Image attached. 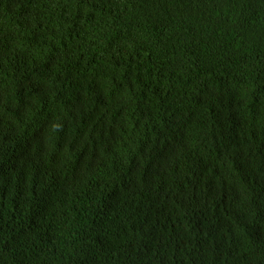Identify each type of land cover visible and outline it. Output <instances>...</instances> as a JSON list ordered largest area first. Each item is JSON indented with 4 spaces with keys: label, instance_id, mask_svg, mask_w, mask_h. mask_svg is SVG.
<instances>
[{
    "label": "trees",
    "instance_id": "obj_1",
    "mask_svg": "<svg viewBox=\"0 0 264 264\" xmlns=\"http://www.w3.org/2000/svg\"><path fill=\"white\" fill-rule=\"evenodd\" d=\"M0 264H264V0H0Z\"/></svg>",
    "mask_w": 264,
    "mask_h": 264
},
{
    "label": "bare ground",
    "instance_id": "obj_2",
    "mask_svg": "<svg viewBox=\"0 0 264 264\" xmlns=\"http://www.w3.org/2000/svg\"><path fill=\"white\" fill-rule=\"evenodd\" d=\"M87 74H88V73H87ZM89 75H90V73H89ZM89 75H88V76H89ZM86 80H87V79H86ZM83 82H84V81H83ZM83 82H82V83H83ZM88 82H89V80H88ZM90 82H91V81H90ZM85 83H86V81H85ZM88 84H89V83H88ZM82 85H83V84H82ZM82 85H81V86H82ZM84 85H85V84H84ZM86 85H87V84H86ZM65 88L67 89V87H65ZM63 89H64V88H63ZM63 89H62V90H63ZM63 91H64V90H63ZM60 92H61V91H60ZM56 93H57V92H56ZM86 95L88 96V94H86ZM90 96L92 97V96H94V95H90ZM65 99H66V98H65ZM66 100H67V99H66ZM101 106H102V105H101Z\"/></svg>",
    "mask_w": 264,
    "mask_h": 264
}]
</instances>
